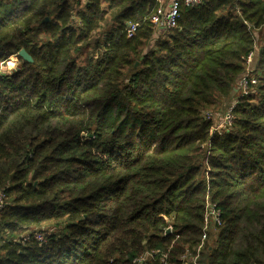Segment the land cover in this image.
Listing matches in <instances>:
<instances>
[{
  "label": "trees",
  "instance_id": "1",
  "mask_svg": "<svg viewBox=\"0 0 264 264\" xmlns=\"http://www.w3.org/2000/svg\"><path fill=\"white\" fill-rule=\"evenodd\" d=\"M154 4L0 0V66L22 63L0 70V264H264V0L182 3L163 33ZM250 52L256 84L212 133Z\"/></svg>",
  "mask_w": 264,
  "mask_h": 264
},
{
  "label": "built area",
  "instance_id": "2",
  "mask_svg": "<svg viewBox=\"0 0 264 264\" xmlns=\"http://www.w3.org/2000/svg\"><path fill=\"white\" fill-rule=\"evenodd\" d=\"M83 1H86V0H83ZM201 2H202V0H170L169 6L165 10L158 9L156 12L157 15L155 16L154 24L156 25L157 29L155 30V32L163 33V32H167L169 30H172L176 27L177 17L179 15L180 4L183 3V4L188 5V6H195ZM136 26H138V23H131L128 25V27H127L128 35L132 34V32L134 31ZM252 58H253V53L250 52L248 57H247V60H246V67L244 70V74L242 76H240L241 79L239 78L240 81L243 80L242 87H241V90L239 93L240 95L248 94L251 91L250 86H253L256 84L255 77H253L250 74L252 72V66H251ZM236 103H237L236 100H233V102L228 105V107L223 112L220 123L218 125H216V126L214 125L212 127V133L215 132L217 134H222L223 132L220 133V130H221L220 128H227V127L231 126L232 120H233L232 111H233V108H234ZM205 115H206V117H210V112H205ZM2 195L3 194L0 193V208L3 206L2 205ZM204 219H205L204 220L205 224L203 227L201 242L198 245V250L201 248L202 244L204 243V240L206 239V236H207L206 229L208 227V223L211 222V224L215 225V226L221 224V222H220V211L215 206L214 203L207 201V207H206V213L204 215ZM31 237H33L39 243H43L45 240V237L40 232H34L33 234H27V235H25L23 240L25 241L27 239H30ZM147 254L149 255V253H145L143 256L147 257ZM197 259H198V254L193 255L190 258L189 257V251L186 250L182 255H180V257L178 259V264H197ZM143 260H144V258L140 257L137 260V263H140Z\"/></svg>",
  "mask_w": 264,
  "mask_h": 264
},
{
  "label": "rangeland",
  "instance_id": "3",
  "mask_svg": "<svg viewBox=\"0 0 264 264\" xmlns=\"http://www.w3.org/2000/svg\"><path fill=\"white\" fill-rule=\"evenodd\" d=\"M169 2H170V0H155L154 7L151 9L150 13L148 14V19L151 21L154 30L157 29L156 25L154 24L155 16L157 15L156 14L157 10L158 9L165 10L169 6ZM111 23L112 22L108 18V20H106L102 24V26H100L98 28V30H96V32L93 33V35L91 36L90 40H88L84 44V51L77 58V61H78L79 64L82 63V58H84L87 55L93 56L94 58H97V57L100 56L101 51H100V49L97 46V42L99 43V42H101L103 40L104 35L111 28ZM152 39H154V38H152ZM15 59H16L15 58V54L9 56L8 60L6 61V63L4 65L0 66L1 72L5 73V74H10V73H13V72L17 71L19 69V67H21L20 65L22 63L19 62L18 60H15ZM20 59H22L24 61V59L22 57H20ZM12 60H14L15 62L11 63ZM243 74H244V72L242 73V75ZM240 79H241V77H240ZM240 79H239L238 83H236L235 90L231 94L232 97H230V98L228 97L227 99L223 100L222 103L218 104L216 107H211L209 109L211 111L210 112V116L212 117L213 124L215 126L220 123L222 115H223V112L225 111L224 108H227V106L230 103L233 102V99L236 98L237 95L240 93V90H241V87H242V83H243V80L240 81ZM250 87H251V89L253 88L252 86H250ZM220 129H221L220 133L229 132L232 129V124H231V126H229L227 128H220ZM205 166L209 167L208 165H205ZM206 207H207V202H206V205H205L204 215L206 213ZM204 224H205V222H204ZM216 230H217V228H215V226H213V225L208 223V227L206 229L207 236H206V239L204 240V241H206V243H213L214 242L215 237H216L215 236ZM37 232H39V231H37ZM40 233L43 234V236L46 237V238L49 235V232L47 230H45L44 232H40ZM45 241H46V239L44 240V242ZM143 255H142V258H144V260L149 256L148 254H147V257H144Z\"/></svg>",
  "mask_w": 264,
  "mask_h": 264
},
{
  "label": "water",
  "instance_id": "4",
  "mask_svg": "<svg viewBox=\"0 0 264 264\" xmlns=\"http://www.w3.org/2000/svg\"><path fill=\"white\" fill-rule=\"evenodd\" d=\"M45 20H47V18H45ZM17 54L18 56L22 57L24 61H28V62L32 61L31 56L24 49H21L20 51H18Z\"/></svg>",
  "mask_w": 264,
  "mask_h": 264
},
{
  "label": "crops",
  "instance_id": "5",
  "mask_svg": "<svg viewBox=\"0 0 264 264\" xmlns=\"http://www.w3.org/2000/svg\"><path fill=\"white\" fill-rule=\"evenodd\" d=\"M18 11V10H17ZM13 12H14V10H13Z\"/></svg>",
  "mask_w": 264,
  "mask_h": 264
}]
</instances>
